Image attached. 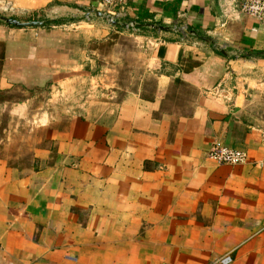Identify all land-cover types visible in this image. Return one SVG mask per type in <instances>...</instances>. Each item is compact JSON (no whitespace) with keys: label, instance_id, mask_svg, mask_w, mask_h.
Returning <instances> with one entry per match:
<instances>
[{"label":"crops","instance_id":"0c3cea01","mask_svg":"<svg viewBox=\"0 0 264 264\" xmlns=\"http://www.w3.org/2000/svg\"><path fill=\"white\" fill-rule=\"evenodd\" d=\"M98 2L0 0L44 23L0 21V264H264V21L129 0L137 33L87 19ZM100 43L144 76L122 85Z\"/></svg>","mask_w":264,"mask_h":264},{"label":"built area","instance_id":"2783aa9c","mask_svg":"<svg viewBox=\"0 0 264 264\" xmlns=\"http://www.w3.org/2000/svg\"><path fill=\"white\" fill-rule=\"evenodd\" d=\"M128 2L129 0H99L98 10L104 15L106 24L113 26L115 23H125L128 18ZM241 12L248 17L264 21V0H244L241 7ZM95 16L87 15V19ZM114 27V26H113ZM134 32H139L137 27L130 25L127 27ZM187 28H182L183 34H186ZM208 158L216 161L220 165L241 166L249 163L248 154L237 148H232L224 145L219 140H215L210 150L208 151ZM233 258L227 255L219 259L214 264H232Z\"/></svg>","mask_w":264,"mask_h":264},{"label":"rangeland","instance_id":"374dc122","mask_svg":"<svg viewBox=\"0 0 264 264\" xmlns=\"http://www.w3.org/2000/svg\"><path fill=\"white\" fill-rule=\"evenodd\" d=\"M127 31V30H126ZM126 34H129V33H126ZM126 46V42L125 43H121L120 45L121 46ZM101 49V52L103 54H106L108 57H110V59H106L107 61H114L116 62L114 59H123V63L121 64L122 65V73L119 74V78L122 83V85H130L133 86L135 83L138 82V80L144 76V74L140 73V68L138 66V61H133V60H129L126 56V52L125 51H122L121 49L116 51V52H112L111 49H104L103 48V44L100 43V47ZM123 56H126V57H123ZM114 58V59H112ZM119 80V79H118Z\"/></svg>","mask_w":264,"mask_h":264},{"label":"water","instance_id":"95a60500","mask_svg":"<svg viewBox=\"0 0 264 264\" xmlns=\"http://www.w3.org/2000/svg\"><path fill=\"white\" fill-rule=\"evenodd\" d=\"M89 15L97 16L99 18L104 19V15L102 13H100V12L91 13ZM0 21L3 22V23H6L8 25L19 27V28H35V27H39V26L44 24L43 22H40V21H36V22H21V21L16 20V19H10V18H6V17H2V16H0ZM130 25H133L134 27L139 28V26L136 23H130V24L129 23L128 24L115 23V24H113L114 27H121V26L122 27H128ZM185 33L190 35V36L199 37L195 33L191 32V31H188V30ZM203 40H206V39H203Z\"/></svg>","mask_w":264,"mask_h":264},{"label":"trees","instance_id":"16d2710c","mask_svg":"<svg viewBox=\"0 0 264 264\" xmlns=\"http://www.w3.org/2000/svg\"><path fill=\"white\" fill-rule=\"evenodd\" d=\"M36 21H39L35 16H32L31 18H29L28 20H26V22H36ZM56 24L57 22H50V23H46L47 24Z\"/></svg>","mask_w":264,"mask_h":264}]
</instances>
